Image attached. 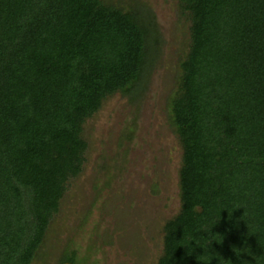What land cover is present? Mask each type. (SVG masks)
<instances>
[{
  "label": "trees",
  "instance_id": "16d2710c",
  "mask_svg": "<svg viewBox=\"0 0 264 264\" xmlns=\"http://www.w3.org/2000/svg\"><path fill=\"white\" fill-rule=\"evenodd\" d=\"M179 2L190 45L167 104L180 208L157 264H264V0ZM162 44L146 7L0 0V264L32 262L81 170L84 121L114 93L142 97Z\"/></svg>",
  "mask_w": 264,
  "mask_h": 264
},
{
  "label": "rangeland",
  "instance_id": "374dc122",
  "mask_svg": "<svg viewBox=\"0 0 264 264\" xmlns=\"http://www.w3.org/2000/svg\"><path fill=\"white\" fill-rule=\"evenodd\" d=\"M127 12L145 7L163 37L146 90L135 102L107 96L82 125L87 147L30 264H157L164 223L180 208L182 148L168 125V99L190 45V19L179 0H101ZM144 8V9H143Z\"/></svg>",
  "mask_w": 264,
  "mask_h": 264
},
{
  "label": "water",
  "instance_id": "95a60500",
  "mask_svg": "<svg viewBox=\"0 0 264 264\" xmlns=\"http://www.w3.org/2000/svg\"><path fill=\"white\" fill-rule=\"evenodd\" d=\"M65 264H71V263H65Z\"/></svg>",
  "mask_w": 264,
  "mask_h": 264
}]
</instances>
